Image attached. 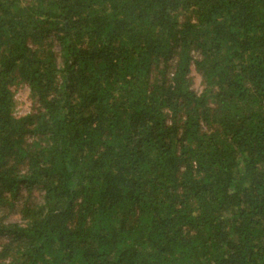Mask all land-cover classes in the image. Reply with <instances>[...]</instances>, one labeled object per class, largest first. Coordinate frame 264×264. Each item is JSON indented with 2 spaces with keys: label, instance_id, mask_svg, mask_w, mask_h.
Returning <instances> with one entry per match:
<instances>
[{
  "label": "trees",
  "instance_id": "1",
  "mask_svg": "<svg viewBox=\"0 0 264 264\" xmlns=\"http://www.w3.org/2000/svg\"><path fill=\"white\" fill-rule=\"evenodd\" d=\"M0 264H264V0H0Z\"/></svg>",
  "mask_w": 264,
  "mask_h": 264
},
{
  "label": "rangeland",
  "instance_id": "2",
  "mask_svg": "<svg viewBox=\"0 0 264 264\" xmlns=\"http://www.w3.org/2000/svg\"><path fill=\"white\" fill-rule=\"evenodd\" d=\"M194 75V87L196 89L200 88V78L195 73ZM15 91V100H16V107L14 109L15 116H24L31 112L32 110V102L29 98V90L27 87L21 86L14 89Z\"/></svg>",
  "mask_w": 264,
  "mask_h": 264
}]
</instances>
